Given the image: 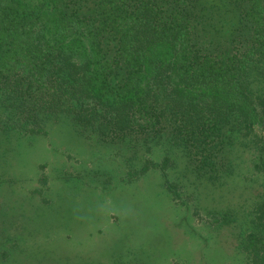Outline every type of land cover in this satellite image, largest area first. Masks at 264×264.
<instances>
[{"label":"trees","instance_id":"1","mask_svg":"<svg viewBox=\"0 0 264 264\" xmlns=\"http://www.w3.org/2000/svg\"><path fill=\"white\" fill-rule=\"evenodd\" d=\"M61 117L128 152L129 173L169 166L151 160L161 142L227 185L248 154L255 193L212 216L237 227L245 264H264V0H0V138Z\"/></svg>","mask_w":264,"mask_h":264},{"label":"rangeland","instance_id":"2","mask_svg":"<svg viewBox=\"0 0 264 264\" xmlns=\"http://www.w3.org/2000/svg\"><path fill=\"white\" fill-rule=\"evenodd\" d=\"M152 150L151 160L166 153L170 165L129 173L128 152L91 141L65 117L50 121L46 134L0 138L7 175L0 227L9 235L0 236V249L11 245L1 264H245L237 227L212 213L255 193L258 183L241 178L248 154L236 158L234 179L213 185L197 179L176 149L160 142ZM141 160L132 162L138 171Z\"/></svg>","mask_w":264,"mask_h":264}]
</instances>
